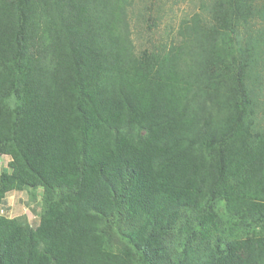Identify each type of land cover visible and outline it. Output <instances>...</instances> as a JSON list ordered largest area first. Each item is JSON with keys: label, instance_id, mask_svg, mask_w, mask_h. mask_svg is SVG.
I'll list each match as a JSON object with an SVG mask.
<instances>
[{"label": "trees", "instance_id": "16d2710c", "mask_svg": "<svg viewBox=\"0 0 264 264\" xmlns=\"http://www.w3.org/2000/svg\"><path fill=\"white\" fill-rule=\"evenodd\" d=\"M136 1L0 0V204L41 205L0 211V264H264V0L140 52Z\"/></svg>", "mask_w": 264, "mask_h": 264}, {"label": "rangeland", "instance_id": "374dc122", "mask_svg": "<svg viewBox=\"0 0 264 264\" xmlns=\"http://www.w3.org/2000/svg\"><path fill=\"white\" fill-rule=\"evenodd\" d=\"M201 5L202 0H137L135 13L131 14V20L134 25L132 37L137 52L145 48L151 49L153 46L164 44L169 46L173 43H178L182 38L178 33L180 26L186 20L191 19L195 13H201ZM143 13H145L146 17L151 15L152 19H155V24H153L152 19L144 21L140 16ZM231 38L243 44L245 40L244 29L240 28V30L232 34ZM231 38H228V43L233 46ZM257 67L261 77H264V63L261 61ZM254 90L255 112L252 116L255 119V128L264 130V81L262 79L256 82ZM7 163L8 156L2 155L0 164L2 167H6ZM38 198L40 199L39 196ZM0 206H2L0 211L2 212L3 210L4 213L11 217L27 214L34 226L39 224L38 210H40L41 206L40 200L37 202L29 200L26 190L11 192Z\"/></svg>", "mask_w": 264, "mask_h": 264}, {"label": "crops", "instance_id": "0c3cea01", "mask_svg": "<svg viewBox=\"0 0 264 264\" xmlns=\"http://www.w3.org/2000/svg\"><path fill=\"white\" fill-rule=\"evenodd\" d=\"M3 155H6V154H3ZM2 156V155H1ZM1 156H0V159H1ZM6 156H8V161L11 159V156H9V155H6ZM13 191H16V190H11V191H9L7 194H6V197L11 193V192H13ZM1 205V204H0ZM0 208H2V206H0Z\"/></svg>", "mask_w": 264, "mask_h": 264}, {"label": "clouds", "instance_id": "9594fccd", "mask_svg": "<svg viewBox=\"0 0 264 264\" xmlns=\"http://www.w3.org/2000/svg\"><path fill=\"white\" fill-rule=\"evenodd\" d=\"M3 211V210H2Z\"/></svg>", "mask_w": 264, "mask_h": 264}]
</instances>
